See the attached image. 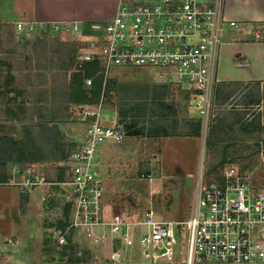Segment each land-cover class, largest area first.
I'll use <instances>...</instances> for the list:
<instances>
[{
	"label": "built area",
	"instance_id": "obj_1",
	"mask_svg": "<svg viewBox=\"0 0 264 264\" xmlns=\"http://www.w3.org/2000/svg\"><path fill=\"white\" fill-rule=\"evenodd\" d=\"M224 5L225 0H118L111 19L86 28L80 22H16L14 35L17 42L38 33L51 41L68 35L81 40L84 52L77 60L98 63L104 80L116 70L151 71L159 84L187 91L206 116L222 33L236 27L224 18ZM84 84L90 89L92 79ZM78 120L86 124L84 136L61 144L58 159L68 173L67 180L55 183L68 208L60 243L71 234L78 244L109 248V259L117 264L130 260L133 250L148 264H264V187L249 175L229 166L204 185L200 178L184 221L162 219L152 209L138 219L108 217L104 150L121 144L127 131L119 124L105 126L101 107L83 111ZM6 170L7 181L0 185L30 191L47 184L37 165L10 162ZM142 177L152 181L151 175ZM180 227L187 233L184 249Z\"/></svg>",
	"mask_w": 264,
	"mask_h": 264
},
{
	"label": "rangeland",
	"instance_id": "obj_2",
	"mask_svg": "<svg viewBox=\"0 0 264 264\" xmlns=\"http://www.w3.org/2000/svg\"><path fill=\"white\" fill-rule=\"evenodd\" d=\"M5 2L7 0H0V11ZM20 20L27 21V18L25 20L24 17ZM89 24L82 23L84 28ZM11 37L9 31L0 30V60L4 64L6 61L15 59L13 55L16 50L14 43L17 41ZM11 39L15 42H12ZM31 40L36 41L35 45H37V49L39 48L42 61L48 58L49 54H57L63 49L70 52L69 57L74 62H78V50L84 46L81 40L69 35L51 41L48 35L39 33L33 34V38H25L24 41L20 40L18 43H26ZM60 45L67 46L62 48L63 46ZM25 53V51H17L16 55L26 61L27 57L30 56ZM4 64L2 66L6 67ZM72 66L74 67L71 68V71L75 69V64ZM111 78L119 86L129 88L127 91L128 100L116 101L117 106L112 110L101 108L102 123L108 127L119 124L125 131L126 127L129 124L132 125L133 122H136V127L128 133L126 132V138L121 144L108 145L104 150V205L108 217L122 216L125 219H138L147 210L152 209L162 219L184 221L192 209L199 179L201 178V183L204 185L208 179L220 174L229 166H234L243 174L249 175L255 185L264 187V115L263 119H260L263 126L256 125L255 121L261 115L260 112H257V108L249 107L241 110V113L245 114L242 116V123L234 126L231 134H229L230 129L223 139L224 142L223 140L220 142L224 151L220 148L212 153L207 145L210 126L212 124L221 126L225 109L236 108L238 103L243 102L242 97L238 100L234 98L223 107H217L212 103L208 115L204 116L200 113V108L194 105V99L190 97L187 91L176 86L168 88L159 84L155 73L151 71L116 70L112 72ZM8 79L9 76L8 78L5 77L1 85H6ZM244 89L245 87L242 88V91ZM248 89L255 90L252 87ZM10 91L12 93L6 89H0V136L10 137L13 142H19V146L16 147L17 152H14V155L21 150L20 143H25L26 146L22 149L25 154L24 160L52 173L60 168L58 162L61 154L60 146L64 144L61 141H58V145L55 142L50 143L55 132L52 130L53 126L50 130L46 128V122L52 116L43 110L44 108H40V124L34 120L29 121V125L33 124L35 129L27 130L23 140L19 139L20 135L14 130V125L7 122V119L14 116L10 111L22 118L31 114L25 113L28 111L25 109L29 107L25 103L29 101L25 89L12 88ZM162 94L165 95L162 96ZM237 95H240V91ZM160 96L163 99L160 100ZM39 97L42 99L43 95L41 94ZM30 106L34 108V111H37V107H39L31 104ZM68 107H71L74 114H79V108L83 110V107L75 104L68 105ZM99 107V105H95L89 108L96 110ZM118 110H126L128 116L124 119L120 118ZM31 118L32 116L28 115V119ZM185 118L201 119L202 126L199 137L193 139L182 137V139L166 141L165 137L150 134L161 126H167L172 131ZM225 119L227 118L224 117L223 120L225 121ZM249 119L250 122H246ZM71 121L74 120L71 119ZM242 125L244 129H249V134H243ZM255 127H257V131H260L257 135L255 134ZM134 131H139V134L135 136L129 134ZM225 145L228 147L231 145L235 154L228 156ZM12 159L18 160L17 157ZM142 174L151 175L152 181L149 182L143 178ZM17 193L16 188H0V200L13 201L17 197ZM9 224V217L0 220V228L7 233L10 232ZM178 238L184 249L187 233L182 227H180ZM57 240L59 239L57 238ZM72 241L75 242L74 236ZM79 245L82 263L102 264L100 262L109 258V248L97 249L88 242H82ZM64 246L65 243L59 242L58 244L57 242L51 247L55 252L58 251L59 254H62L65 251ZM133 251V262L145 264L138 253H135L136 250ZM94 257L97 258L94 259ZM68 259L62 255L53 259V262L54 264H65ZM0 264L7 263H5V259L0 257Z\"/></svg>",
	"mask_w": 264,
	"mask_h": 264
},
{
	"label": "crops",
	"instance_id": "obj_3",
	"mask_svg": "<svg viewBox=\"0 0 264 264\" xmlns=\"http://www.w3.org/2000/svg\"><path fill=\"white\" fill-rule=\"evenodd\" d=\"M117 5L118 0H7L0 11V25H2L0 30L9 31L14 40L16 22L95 23L111 19L116 13ZM24 17L27 21L20 20ZM224 18L227 21L236 22V27L226 26L221 36L219 62L215 74L217 82L214 85L212 103L217 107H223L234 98L237 100L243 98V102L238 103L236 108L225 109L221 127H224L223 137H226L230 129L229 134L233 132L234 126L242 123V116H245L241 113L243 108H257V112L261 115L255 124L263 126L260 119H263L264 115V0H225ZM256 34L260 36L258 39L255 38ZM13 40L12 42H15ZM35 42L32 40L26 43L15 42L16 50L13 54L15 59L6 61L5 64L0 60V85L4 78L9 76L7 84L1 85L0 89L9 90V93H12L10 91L12 88L25 89L29 101L25 103L29 106L25 109L28 110L25 113L29 112L31 114L28 115L32 116L31 119H28V115L22 118L10 111L15 115L13 118H8L7 122L14 125V130L20 135L19 139L23 140L27 130L35 129L33 124L29 125V121L34 120L40 124L39 110L44 108L43 110L52 116L46 122V128L50 130L53 126L52 130L55 132L51 138V144L55 142L58 145V141L64 143L74 138L81 139L84 136L86 124L78 118L83 111L91 109L79 108V114H74L71 107H68L72 104L70 97L66 94V84L69 82L73 65V60L69 57L70 52L62 49L59 53H54L55 55L49 54V57L42 61ZM60 46L65 48L67 45ZM17 51H25V54L31 58L27 57L25 61L16 55ZM82 52L84 47L78 50V53ZM251 87L255 90L248 89ZM239 91L240 95H237ZM41 94L42 99L39 97ZM30 104L39 106L37 111H34ZM224 117L227 118L225 121ZM71 119L74 121L72 122ZM246 122H250V119ZM242 132L250 133L249 129H244L243 125ZM259 132L256 129L255 134ZM179 138L182 139V137H165V140ZM227 145L224 146L227 149L226 152L228 156H232L235 152L231 145L230 147ZM222 150L224 151V148ZM42 171L47 184L30 191H22L15 186L0 185L2 189L16 188L18 190L15 200H0V220L10 218V232L7 233L0 228V257L5 259L7 264H54L53 259L63 255L58 251L55 252L51 246L57 242L59 244L57 238L61 233V224H64L68 215V208L63 206L64 200L58 194L61 192L60 188L55 183L67 180L68 173L61 168L52 173L43 168ZM240 173L243 174L241 171ZM5 178L3 181L0 178V184L6 182L8 176ZM133 253L134 251L132 256ZM135 253L138 252L135 251ZM132 256L130 260L126 259L119 264H135ZM142 261L148 264L146 260L142 259ZM100 263L117 264L109 258Z\"/></svg>",
	"mask_w": 264,
	"mask_h": 264
},
{
	"label": "trees",
	"instance_id": "obj_4",
	"mask_svg": "<svg viewBox=\"0 0 264 264\" xmlns=\"http://www.w3.org/2000/svg\"><path fill=\"white\" fill-rule=\"evenodd\" d=\"M2 25H0V28ZM75 60V59H74ZM72 64H75V69H72V72L69 76V82L66 84V94L70 97L71 103L78 105L80 107L86 108L91 106L99 105L103 109H115L117 104L116 101H126L128 100V87L119 86L114 80H104L103 76L99 74L101 66L96 62H82V61H72ZM74 66H72L73 68ZM92 79V86L90 89H85L84 82L86 79ZM165 93V92H164ZM114 94V95H113ZM165 94H162V96ZM160 100L163 99L161 96ZM173 108V107H172ZM119 117L124 119L128 116L126 110H118ZM15 115V114H14ZM138 116V115H137ZM201 119H183L181 124H177L170 131V128L167 126L157 127V129L150 134H157L159 137H199L201 131ZM136 127V122L129 124L126 127L127 133ZM143 128L141 129V134ZM224 127L212 124L210 126L208 143L210 147V152L220 149L221 141L223 140ZM130 135H138L139 131H134L129 133ZM19 144L13 142L9 137L0 136V177L5 180L7 177V164L10 162L22 163L24 165L30 166L31 164L24 160L25 154L22 150L26 145L25 143H20L21 150L14 155V152H17L16 147ZM26 150V149H25ZM17 157L19 161H16L12 158ZM28 162V163H27ZM61 168V167H60ZM62 169V168H61ZM2 172V173H1ZM6 175V176H4ZM219 175V174H218ZM218 175L213 178H217ZM61 179V177H58ZM0 179V180H1ZM61 232L64 231L65 223L61 224ZM65 251L64 256L68 257V261L65 264H96V263H82L80 261V245L77 242L72 241L71 234L65 235Z\"/></svg>",
	"mask_w": 264,
	"mask_h": 264
}]
</instances>
